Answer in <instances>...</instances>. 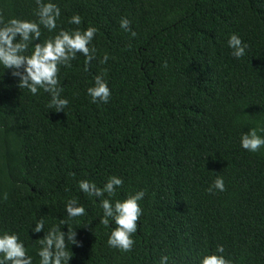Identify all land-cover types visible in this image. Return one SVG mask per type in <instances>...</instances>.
Returning a JSON list of instances; mask_svg holds the SVG:
<instances>
[{
  "label": "trees",
  "instance_id": "16d2710c",
  "mask_svg": "<svg viewBox=\"0 0 264 264\" xmlns=\"http://www.w3.org/2000/svg\"><path fill=\"white\" fill-rule=\"evenodd\" d=\"M54 2L59 27H77L67 18L79 14L81 30L98 29L96 59L86 73L79 55L60 69L63 113L46 107L47 93L17 88L7 70L0 77V229L34 255L43 233L29 225L43 219L46 232L76 198L87 215L70 225L81 246L69 264H158L162 255L198 264L217 244L233 264H264V149L239 145L242 131L264 127V0ZM34 8L33 0H0L5 19H34ZM122 17L135 37L119 27ZM232 33L248 44L239 60L227 46ZM51 35L42 29L41 41ZM105 69L111 99L92 104L85 90ZM109 175L124 180L118 198L145 192L129 253L106 245L111 229L76 186L84 178L100 186ZM216 176L225 191L209 193Z\"/></svg>",
  "mask_w": 264,
  "mask_h": 264
},
{
  "label": "clouds",
  "instance_id": "9594fccd",
  "mask_svg": "<svg viewBox=\"0 0 264 264\" xmlns=\"http://www.w3.org/2000/svg\"><path fill=\"white\" fill-rule=\"evenodd\" d=\"M34 19H24L15 16L5 19L0 16V77L8 71V75L15 79L16 87L26 90L32 96L41 92L47 93L50 99L46 105L55 113H63L69 100L62 96L63 87L59 79L61 68H71L72 61L78 55L83 57V71L86 73L93 60L96 59V48L93 39L98 29L88 26L81 30L82 17L73 14L67 18L69 25L75 28L58 26L61 18V9L54 0H33ZM119 27L132 37L136 32L130 28V21L122 17ZM42 29L51 36L41 41ZM230 55L234 59H241L246 55L248 44L240 36L232 33L227 38ZM109 57L104 54L99 63L104 64ZM164 67H167L165 62ZM106 69L93 78L92 85L87 87L85 94L92 104H108L112 92L106 79ZM240 148L248 153H257L264 149V127H251L239 135ZM124 180L118 175H109L102 185L98 186L94 180L80 179L76 182L80 193L90 202L98 205L101 214L99 225L111 229L107 234L106 245L120 253H129L133 250V235L138 229V220L142 215L140 201L145 196L144 190L126 193L118 198ZM224 192L225 182L222 176H216L207 189ZM6 200L7 193L0 196ZM65 218L57 224H52L45 232V221L38 219L29 225L32 234L43 233L35 239L39 245L34 249L26 245L20 236L11 230L0 229V264H69L73 257L71 248L80 247L76 229L70 227L79 218L87 215L86 207L76 198H70L64 203ZM62 226L66 230H62ZM29 238V236H28ZM158 264H169L167 255L160 256ZM198 264H233L230 257L226 258L225 248L217 244L215 251L206 250L200 254Z\"/></svg>",
  "mask_w": 264,
  "mask_h": 264
}]
</instances>
